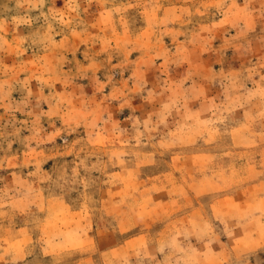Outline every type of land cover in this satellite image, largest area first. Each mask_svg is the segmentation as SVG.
I'll return each instance as SVG.
<instances>
[{"label":"rangeland","instance_id":"rangeland-1","mask_svg":"<svg viewBox=\"0 0 264 264\" xmlns=\"http://www.w3.org/2000/svg\"><path fill=\"white\" fill-rule=\"evenodd\" d=\"M0 264H264V0H0Z\"/></svg>","mask_w":264,"mask_h":264}]
</instances>
